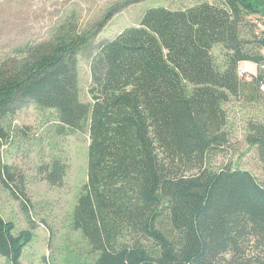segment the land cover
Instances as JSON below:
<instances>
[{
  "label": "trees",
  "instance_id": "1",
  "mask_svg": "<svg viewBox=\"0 0 264 264\" xmlns=\"http://www.w3.org/2000/svg\"><path fill=\"white\" fill-rule=\"evenodd\" d=\"M253 15L264 19L254 0L146 9L99 48L91 103L81 100L77 69L89 34L70 20L0 63V137L1 118L28 103L52 110L61 134L89 129L71 223L97 256L82 264H264V184L249 169L213 163L231 141L227 104L263 112L264 30ZM243 61L257 74H241ZM245 127L264 171V116ZM11 169L0 164V177L23 192ZM39 169L60 185L69 165L54 156ZM27 240L0 212V254L23 264Z\"/></svg>",
  "mask_w": 264,
  "mask_h": 264
},
{
  "label": "rangeland",
  "instance_id": "2",
  "mask_svg": "<svg viewBox=\"0 0 264 264\" xmlns=\"http://www.w3.org/2000/svg\"><path fill=\"white\" fill-rule=\"evenodd\" d=\"M202 0H0V63L30 45L49 41L60 25L70 20L88 43L78 53V83L81 100L91 103L89 87L92 64L99 48L124 28L137 25L143 12L153 6L185 8ZM215 1V0H211ZM263 6L264 0H255ZM252 18L259 30L264 19ZM264 51V50H262ZM213 53L221 59L222 48ZM264 69V66H262ZM240 73L257 74L258 66L240 63ZM231 131L230 144L213 159L217 165L232 163L251 170L264 184V171L257 151L245 140V123L252 116H264L262 105L234 100L227 104ZM7 135L0 137V164L10 165L23 192L14 193L9 182L0 177V212L13 222L15 233L27 236L23 264H82L93 260L97 252L71 223L78 195L87 181L90 132L83 130L61 134L52 110L33 103L19 109L11 119L1 118ZM54 156L65 160L69 169L60 185L44 178L40 166ZM0 264H11L0 254Z\"/></svg>",
  "mask_w": 264,
  "mask_h": 264
},
{
  "label": "built area",
  "instance_id": "3",
  "mask_svg": "<svg viewBox=\"0 0 264 264\" xmlns=\"http://www.w3.org/2000/svg\"><path fill=\"white\" fill-rule=\"evenodd\" d=\"M262 88L264 89V86H262Z\"/></svg>",
  "mask_w": 264,
  "mask_h": 264
},
{
  "label": "crops",
  "instance_id": "4",
  "mask_svg": "<svg viewBox=\"0 0 264 264\" xmlns=\"http://www.w3.org/2000/svg\"><path fill=\"white\" fill-rule=\"evenodd\" d=\"M254 1H255V0H254ZM262 7H264V5H263Z\"/></svg>",
  "mask_w": 264,
  "mask_h": 264
}]
</instances>
